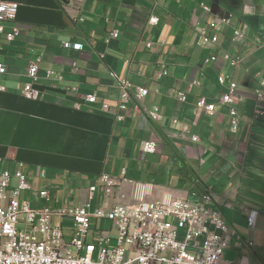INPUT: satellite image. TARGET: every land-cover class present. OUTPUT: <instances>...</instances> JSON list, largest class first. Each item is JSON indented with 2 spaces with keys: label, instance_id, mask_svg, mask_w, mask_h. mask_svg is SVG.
Here are the masks:
<instances>
[{
  "label": "crops",
  "instance_id": "1",
  "mask_svg": "<svg viewBox=\"0 0 264 264\" xmlns=\"http://www.w3.org/2000/svg\"><path fill=\"white\" fill-rule=\"evenodd\" d=\"M2 1L17 4L8 26L20 35L11 44L0 36L7 69L0 77V160L3 170L27 179L21 199L38 208V192L47 191L46 206L58 210L127 204L135 185L149 188L147 200L208 191L228 228L224 261L264 264V0ZM202 33L216 43L202 45ZM212 56L218 60L205 63ZM36 57L42 97L32 101L21 92ZM122 80L131 93L148 91L125 111L117 108ZM230 82L235 103L227 106L220 100ZM91 94L92 104L84 101ZM200 99L215 104L213 115L196 107ZM229 108L237 113L234 130ZM153 109L156 119L146 114ZM148 140L157 144L155 154L141 152ZM101 175L115 184L105 198ZM52 225L70 241L72 219L54 217Z\"/></svg>",
  "mask_w": 264,
  "mask_h": 264
},
{
  "label": "built area",
  "instance_id": "2",
  "mask_svg": "<svg viewBox=\"0 0 264 264\" xmlns=\"http://www.w3.org/2000/svg\"><path fill=\"white\" fill-rule=\"evenodd\" d=\"M17 4L0 0V36L6 44H11L20 35L15 25ZM155 19H150L154 23ZM111 39L118 36L117 31L109 34ZM217 38L200 35V43L215 44ZM66 49L81 50V45L65 43ZM224 59L229 57L226 55ZM216 56L209 57L205 63L215 62ZM40 58H34L26 69L28 82L21 95L24 99L36 101L41 99L42 92L35 87L39 80ZM233 67L239 61L230 59ZM7 73L6 66L0 63V77ZM47 73L46 78L51 77ZM217 82L224 87L223 77ZM118 110L125 111L130 101L141 102L148 91L136 87L131 93V85L122 80L118 83ZM236 85L230 82L224 88L220 102L227 106L235 103ZM4 89L0 86V91ZM183 101L184 96L178 95ZM84 101L95 103L96 95H86ZM257 107L263 104V96L256 92ZM196 107L208 115L215 112V104L206 103L203 99L196 102ZM136 108L139 109L138 104ZM108 112V106L101 107ZM261 114L260 110L255 111ZM151 119L157 118V110L146 111ZM232 129L237 126V113L229 108ZM118 121L123 117L116 116ZM193 138V141H196ZM141 152L152 155L157 152V144L148 140L141 143ZM12 178L17 186L11 188ZM102 183L103 196L111 195L115 186L107 175L99 178ZM29 190V183L19 171L10 174L3 170L0 160V264H232L224 261V242L228 228L216 209L211 194L203 191L196 198L176 197L164 194L157 200H147L151 194L149 188L136 186L132 200L127 204L109 206L103 201L98 207L86 203L81 207L52 210L46 206L50 200L47 191H39L38 198L43 206L33 208L27 200H22L23 192ZM58 217L60 223L69 217L74 230L70 241L64 242L61 227L52 225V219ZM254 214L248 219L252 223ZM106 220L112 224L110 232L90 227V220ZM97 253L98 257L93 261Z\"/></svg>",
  "mask_w": 264,
  "mask_h": 264
},
{
  "label": "rangeland",
  "instance_id": "3",
  "mask_svg": "<svg viewBox=\"0 0 264 264\" xmlns=\"http://www.w3.org/2000/svg\"><path fill=\"white\" fill-rule=\"evenodd\" d=\"M97 226L99 230H110L111 228V223L109 221H98L97 222ZM112 235H115L114 230L110 231ZM98 255L97 253H95L94 257H93V261H95L97 259Z\"/></svg>",
  "mask_w": 264,
  "mask_h": 264
}]
</instances>
